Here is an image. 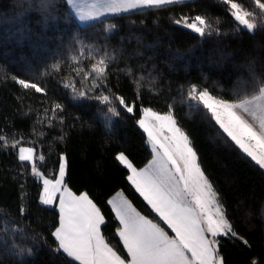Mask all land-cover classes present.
<instances>
[{
	"label": "trees",
	"instance_id": "obj_1",
	"mask_svg": "<svg viewBox=\"0 0 264 264\" xmlns=\"http://www.w3.org/2000/svg\"><path fill=\"white\" fill-rule=\"evenodd\" d=\"M54 2L55 8L46 13L40 10L41 0H0V132L9 138H22L24 146L34 142L37 152L46 157L44 162L36 161L46 173H51L58 156L65 154L69 187L90 194L106 216L105 236L122 248L115 235L118 222L107 200L123 191L143 214H154L128 183L126 169L114 157L124 151L143 167L151 158L146 134L136 124V116L123 111L112 124H106L104 113L98 111L103 105L95 100H73L70 89L63 87L64 77L74 78L80 87L83 74L76 75L71 60L79 56L80 42L87 46L86 55L93 47L94 55L103 54L105 49L111 51L119 58L110 65L108 88L134 104L137 114L141 106L164 112L169 104L174 105L202 167L224 194L230 214L249 239L250 248L228 241L222 244L226 264H252L254 259L264 264V218L260 215L264 207V170L226 139L206 111L190 108L180 97L181 89L189 84L209 87L220 94L231 93L247 71L239 67L246 57L251 54L264 58V29L254 34L246 30L233 33L236 22L218 0H190L169 10L108 15L86 25L79 24L67 0ZM243 2L248 4L249 0ZM181 12L204 13L213 21L219 18L218 27L228 35L201 39L172 23ZM108 23L117 27L105 32ZM57 62L60 71L44 75ZM91 63L82 58L80 66L88 71ZM127 68L145 77L142 88L135 86L133 77L124 71ZM12 75L35 80L47 89V94L21 89L10 79ZM91 79L89 76L85 87H90ZM53 101L63 104L64 111L58 114L64 117V123L53 121L50 127L38 117L44 118V109H50ZM20 170L16 151H0V208L7 213L0 214V246L15 239L5 230L11 233L15 227H23L47 238L46 244L37 243L34 256L28 258L30 264H69V258L51 250L54 238L50 232L57 212L54 207L38 205L40 185L31 175H21L19 181L13 179ZM21 183L28 194L29 211L25 216L19 212ZM4 264H10L7 257Z\"/></svg>",
	"mask_w": 264,
	"mask_h": 264
},
{
	"label": "snow or ice",
	"instance_id": "obj_2",
	"mask_svg": "<svg viewBox=\"0 0 264 264\" xmlns=\"http://www.w3.org/2000/svg\"><path fill=\"white\" fill-rule=\"evenodd\" d=\"M67 3L81 22H91L108 15L169 10L185 5L187 0H67ZM218 3L225 6L224 11L236 22L233 33L246 30L254 34L258 29H264V0H249L248 4L243 0H218ZM39 7L47 13L55 8V2L41 0ZM172 23L201 39L228 35L218 27L219 18L213 21L204 13L181 12L172 18ZM116 27V24L108 23L104 31ZM80 43L79 56L71 57L76 65L72 70L77 76L83 74L80 87L69 77H64L63 87L70 89L73 100H95L103 105L98 111L104 113L106 124H112L122 111L136 116V124L146 134L151 158L143 167L136 165L124 151L118 152L114 159L126 169V180L154 215L143 214L123 191L112 195L107 204L118 222L115 235L122 245L118 248L103 232L106 216L101 207L87 191L77 193L69 187L65 154L61 153L53 171L46 173L36 163L37 160L44 162L46 157L37 152L34 142L24 146L22 138H9L0 132V151H16V159L21 165L13 179L19 181L21 175H31L40 185L38 205L54 207L57 212L50 232L54 238L51 250L69 258V264H226L222 254L224 242L250 248L249 239L229 212L224 194L202 167L198 151L175 114L174 105L169 104L164 112L141 106L137 114L134 104L108 88L109 68L118 55L106 49L103 54L94 55V47L89 48L86 55L87 46ZM82 58L92 61L90 70L80 66ZM239 67L247 71L237 80L231 93L220 94L209 87L189 84L186 89H181L180 97L190 108L206 111L226 139L264 170V58L249 54ZM60 68L59 62L54 63L44 75L59 72ZM124 71L133 77L137 88L143 87V75L136 76L131 68ZM89 76L92 77L90 87H85ZM10 79L23 90L47 94V89L35 80L15 75ZM63 111V104L53 101L50 109H44V118L38 117V120L50 127L53 121L63 124L64 117L58 114ZM20 190L19 212L25 216L29 208L23 183ZM0 214L7 215L6 210L0 208ZM260 215L264 218V207H261ZM5 234L15 239L0 246V264H4L5 257L10 264H30L28 258L34 256L37 243H47L43 233L29 232L23 227H15L11 233L5 230ZM252 264H259V261L254 259Z\"/></svg>",
	"mask_w": 264,
	"mask_h": 264
},
{
	"label": "rangeland",
	"instance_id": "obj_3",
	"mask_svg": "<svg viewBox=\"0 0 264 264\" xmlns=\"http://www.w3.org/2000/svg\"><path fill=\"white\" fill-rule=\"evenodd\" d=\"M77 18V17H76ZM103 18V17H102ZM78 19V18H77ZM79 20V19H78ZM79 22V24H81V25H86V24H88V23H90V22H81L80 20L78 21ZM91 22H93V21H91Z\"/></svg>",
	"mask_w": 264,
	"mask_h": 264
},
{
	"label": "crops",
	"instance_id": "obj_4",
	"mask_svg": "<svg viewBox=\"0 0 264 264\" xmlns=\"http://www.w3.org/2000/svg\"><path fill=\"white\" fill-rule=\"evenodd\" d=\"M187 1H190V0H187ZM69 5V4H68ZM69 7H70V9H71V6L69 5ZM72 10V9H71ZM72 12H73V10H72ZM74 13V12H73ZM74 15H75V13H74ZM77 19V18H76ZM77 21H79L78 19H77Z\"/></svg>",
	"mask_w": 264,
	"mask_h": 264
}]
</instances>
